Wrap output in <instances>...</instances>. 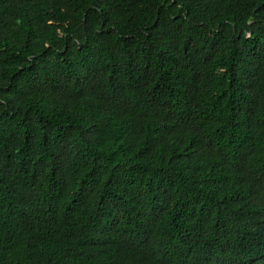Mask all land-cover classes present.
I'll return each mask as SVG.
<instances>
[{
    "label": "trees",
    "instance_id": "16d2710c",
    "mask_svg": "<svg viewBox=\"0 0 264 264\" xmlns=\"http://www.w3.org/2000/svg\"><path fill=\"white\" fill-rule=\"evenodd\" d=\"M0 264H264V0H0Z\"/></svg>",
    "mask_w": 264,
    "mask_h": 264
}]
</instances>
